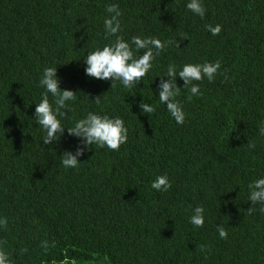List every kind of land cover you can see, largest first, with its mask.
Listing matches in <instances>:
<instances>
[{
    "label": "trees",
    "instance_id": "1",
    "mask_svg": "<svg viewBox=\"0 0 264 264\" xmlns=\"http://www.w3.org/2000/svg\"><path fill=\"white\" fill-rule=\"evenodd\" d=\"M186 3L0 0V249L11 264H264V212L248 201L249 183L264 177V0H203V19ZM109 4L130 43L173 41L131 88L85 72L86 55L115 40L104 36ZM217 60L211 82L194 81L199 96L177 75L186 114L178 125L158 97L168 66ZM46 67L76 96L50 144L35 118ZM145 103L153 113L142 112ZM90 112L124 120L119 150L69 135ZM66 153L78 167L63 166ZM160 175L167 192L151 188ZM197 206L205 209L199 228L189 222Z\"/></svg>",
    "mask_w": 264,
    "mask_h": 264
},
{
    "label": "clouds",
    "instance_id": "2",
    "mask_svg": "<svg viewBox=\"0 0 264 264\" xmlns=\"http://www.w3.org/2000/svg\"><path fill=\"white\" fill-rule=\"evenodd\" d=\"M186 8L201 19L205 16L206 8L203 0H187ZM108 15L103 22L105 39L115 37L114 42H109L103 47H96L90 51L85 58L86 75L98 80L119 81L125 88H131L141 81L143 77L153 67V62L160 52L173 41L162 42L157 38H141L135 36L131 43L125 40L121 35L122 25L120 17L122 12L118 5L109 4L106 6ZM208 31L217 35L221 31L220 25H207ZM134 45V47H133ZM143 49V54L137 53ZM220 69V61L215 63H186L179 70L175 64L167 68L166 80H161L158 88V97L161 104L166 105L168 112L174 118L178 125L185 122V111L179 101L176 100L180 89L176 86L177 75L183 80L184 86H190V92L193 96L201 95L199 85L194 81H201L207 78L212 81ZM39 86L44 89L40 102L35 107L36 123L44 133L43 141L50 144L59 139V135L65 130L66 125L62 122L64 113L61 109L67 107L66 102L75 101L76 96L72 90H63L59 88V81L56 75V67H46L39 79ZM49 94L53 98L49 101ZM141 110L150 114L154 112V107L150 104H141ZM69 135L83 138L84 146L96 145L98 147H107L111 150H119L120 146L128 140V128L124 120L107 115L88 113L84 118L78 119L71 127H67ZM259 134L264 136V122L259 128ZM249 148H255V144H250ZM83 149H78L76 155H80ZM62 164L65 168H76L78 162L76 156L66 153ZM151 188L167 192L171 188V182L167 175L157 176L151 183ZM248 201L252 205H259V210L264 212V177L254 180L248 185ZM251 211V209H250ZM205 221V209L197 206L193 209V214L189 222L195 227H203ZM6 223V220L0 219V225ZM221 238H227V232L223 227L217 228ZM42 247L47 246V241L42 242ZM204 246H201V251ZM0 264H11L7 252L0 249Z\"/></svg>",
    "mask_w": 264,
    "mask_h": 264
}]
</instances>
